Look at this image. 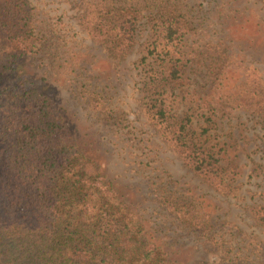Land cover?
Here are the masks:
<instances>
[{
	"label": "trees",
	"instance_id": "trees-1",
	"mask_svg": "<svg viewBox=\"0 0 264 264\" xmlns=\"http://www.w3.org/2000/svg\"><path fill=\"white\" fill-rule=\"evenodd\" d=\"M65 2L78 8L86 37L117 67L136 51V84L160 138L210 186L232 193L243 176L240 155L231 156L229 147L217 150L210 136L225 131V121L240 112L259 117L264 129L262 80L250 71L236 96L223 93L222 76L236 66L221 63L212 71V93L201 97L191 75L200 48L210 46L199 43L210 38L213 20H224L228 7L235 12L241 0ZM54 27L28 0H0V264H175L176 252L149 237L140 212L81 148L57 105L47 69L44 77L34 73L44 63L57 69L62 38ZM29 60L42 63L28 72ZM85 63L70 81L105 109L104 88ZM255 166L249 178L257 180L264 165ZM158 197L185 229L204 236L212 231L211 214L189 199ZM253 208L264 227V203Z\"/></svg>",
	"mask_w": 264,
	"mask_h": 264
},
{
	"label": "rangeland",
	"instance_id": "rangeland-1",
	"mask_svg": "<svg viewBox=\"0 0 264 264\" xmlns=\"http://www.w3.org/2000/svg\"><path fill=\"white\" fill-rule=\"evenodd\" d=\"M28 1L43 20L55 24L56 37L62 39L54 62L56 70L43 62L44 68L34 72V64L42 62L32 60L27 61L30 67L26 70L44 77L47 69L54 98L70 130L87 156L101 165L140 212L149 237L159 238L167 250L176 252L175 264H264V227L253 208L257 202L264 203V175L257 180L249 178L255 164L264 165V129L259 117L240 112L225 121L229 124L225 131L211 133V146L217 150L229 147L231 156L240 155L243 175L232 184V193L217 191L185 165L149 120L136 84V51L117 67L86 37L77 7L65 0ZM230 9L224 12V20H213L217 24L210 27V38L199 43L210 44L207 49L200 48L191 75L201 97L204 92L212 93V71L221 63L236 66L222 76L223 93L236 96L250 71L259 74L264 86V0H241L235 12ZM82 60H87L85 66L92 65L97 78L93 81L104 88L105 109L99 106V99L85 95L80 84L70 81ZM157 194L187 198L200 206L212 216V231L204 236L185 229L180 216Z\"/></svg>",
	"mask_w": 264,
	"mask_h": 264
}]
</instances>
